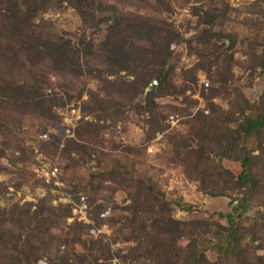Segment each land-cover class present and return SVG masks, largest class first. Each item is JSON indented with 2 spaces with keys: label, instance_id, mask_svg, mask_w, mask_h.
<instances>
[{
  "label": "trees",
  "instance_id": "16d2710c",
  "mask_svg": "<svg viewBox=\"0 0 264 264\" xmlns=\"http://www.w3.org/2000/svg\"><path fill=\"white\" fill-rule=\"evenodd\" d=\"M134 1L155 14L124 0H0V137L25 150L38 123L78 108L81 142L61 150L77 175L64 182L85 196L89 220L111 230L93 236L72 221L55 246L44 221L70 217V205L56 214L45 197L21 204L0 184V264H264V86L256 99L247 94L264 81V0ZM131 117L138 139L84 143L99 144L108 120ZM9 141L0 153L14 166ZM72 152L86 157L73 164ZM173 166L224 210L168 193L163 170Z\"/></svg>",
  "mask_w": 264,
  "mask_h": 264
},
{
  "label": "rangeland",
  "instance_id": "374dc122",
  "mask_svg": "<svg viewBox=\"0 0 264 264\" xmlns=\"http://www.w3.org/2000/svg\"><path fill=\"white\" fill-rule=\"evenodd\" d=\"M241 1L243 0H230L232 6L235 7H238ZM123 6L128 10L139 11L149 15L155 14L149 7H145L142 3H138L134 0H124ZM181 12L179 14H181ZM49 16L51 18L52 15L50 14ZM56 16L57 15L55 14L52 16V18L54 19ZM68 18L70 20L72 17L69 16ZM60 27L62 28L63 26ZM99 31L100 29L90 30L88 32V35H94L96 37L99 35ZM186 61L187 63H189L188 57L186 58ZM203 78L201 80H203ZM90 82L92 85L94 84V81L92 79L90 80ZM263 86L264 81H262L260 78L256 79L253 85L248 88L247 94L251 99H256L260 94ZM50 89L51 88L48 86L47 90ZM192 97L198 99L196 96ZM83 98L85 99L86 96H84ZM202 104L203 100H198V105L196 106V108L202 107ZM72 108L76 109L75 113H71L70 110ZM57 111L62 114L59 119L49 121L47 120L43 121V123H38L30 131V134H28L29 140L23 143V147L25 150H15V147H13L12 143H10V141L13 142L12 136L3 138L0 137V143L10 140L9 143L6 142L9 145V148L6 149L7 156H12L15 159L12 160L15 163V165L13 166L9 161V158L2 157L0 153V184L5 185V194L7 196L14 197L15 201H19V203L21 204L25 201H31L37 197H45V201H43V203H49L51 204V206H54V213L56 214L59 213V210L61 209L58 207L59 203L70 205V217L65 219L60 216H55L50 222H48L47 219L46 221H44V228L48 227L47 229H49L47 232L44 231V234L49 240L52 241V244L55 246H59L57 244L62 243L60 241L66 240L64 231H61V227L64 224H69L72 221L90 224L91 227L88 228V230L89 233L93 234V236H97L98 233L109 235L111 232V230L106 226L96 227V224H93L89 220L88 207L86 205V199L84 195L80 194V199L75 198L67 189L68 186L64 182L65 179L68 177L69 180L70 177H74L75 175H77V173L75 174L76 170L74 168H67L64 166L66 160L61 153V150L63 149L67 142V139L69 138H73L76 139V141L78 140V142H81V140L77 139L74 134V128L81 118V112L73 105H70L67 108H61V110L59 109ZM170 116H173L172 120L170 119ZM170 116L167 119L169 126H178L181 116ZM132 117L127 121L117 122V124H115L114 126L111 125L112 123L108 120V122H106L107 127L102 130V134L100 137L101 140L98 141L99 144L95 145V141H93L94 143H84L90 145L91 147L95 146L98 148L106 149L107 141H105L104 139H110L113 143L120 140L125 141L130 139H138L141 129L137 123L132 121ZM43 135H46V137L44 138ZM162 137L163 133H157L153 141L158 142L162 139ZM19 138L20 137L15 136V142H19ZM148 153H153L152 147H148ZM72 155L74 157V159L72 160L73 164L79 161L75 160L78 159V155H80V157L84 156V154L76 152H72ZM173 167H168L163 170V176L168 178L166 186V190L168 193L181 195L185 201L192 203L194 206H197V208L200 206L199 209L196 208L197 210H204L205 206L208 207L207 209H205L208 211H212V209L214 208L217 210H224L225 202L223 200H211L207 198L198 190L197 181L192 180L191 178L186 176L179 166ZM54 168H56L55 175H51L50 171ZM80 168L83 169L84 173L86 172V169H84L83 167ZM77 172L78 174H82L81 169H79V171L77 170ZM47 174H49V176H47ZM43 183L53 184L57 189V194L55 195L54 192L52 194V191L51 193H46V189ZM100 196L102 197V199L107 201V204H109L110 197L108 193H101ZM40 203H42V201ZM184 216H186L184 212H176V217ZM64 245L65 243H62L61 247H63ZM52 250H54V247L52 248ZM118 262L119 260L117 258H114L111 264H115Z\"/></svg>",
  "mask_w": 264,
  "mask_h": 264
},
{
  "label": "built area",
  "instance_id": "2783aa9c",
  "mask_svg": "<svg viewBox=\"0 0 264 264\" xmlns=\"http://www.w3.org/2000/svg\"><path fill=\"white\" fill-rule=\"evenodd\" d=\"M70 111H71V113H75V112H76V109L72 108ZM170 119L172 120V119H173V116H170ZM43 137L45 138L46 135H43ZM55 172H56V168L52 169V170L50 171V174H51V175H55ZM47 176H49V174H47ZM47 180H48V179H47ZM82 199H83V198H82Z\"/></svg>",
  "mask_w": 264,
  "mask_h": 264
}]
</instances>
